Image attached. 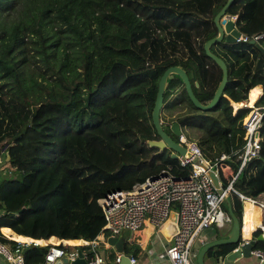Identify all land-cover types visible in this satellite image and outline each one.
I'll list each match as a JSON object with an SVG mask.
<instances>
[{"label":"trees","instance_id":"1","mask_svg":"<svg viewBox=\"0 0 264 264\" xmlns=\"http://www.w3.org/2000/svg\"><path fill=\"white\" fill-rule=\"evenodd\" d=\"M224 2L0 0V153L18 173L0 177V230L12 238L0 235L2 243L90 240L103 223L98 199L107 192L128 189L167 165L174 176L188 173L167 148L145 143L157 138L150 121L156 82L177 64L196 99H210L221 71L202 44L216 34L212 17ZM225 14L235 15L242 34L264 32V0H232ZM209 50L226 65L224 96L202 111L172 74L162 94L161 127L174 140L168 124L183 117L181 134L190 141L193 135L204 157L233 158L248 108L232 113L230 100H245L258 84L255 104L264 105V57L250 41L220 40ZM259 130L258 156L232 182L251 197L264 196V113ZM230 196L240 222L243 201ZM45 247L25 250L24 264H39ZM230 247L206 253L224 256ZM253 248L264 250V240Z\"/></svg>","mask_w":264,"mask_h":264},{"label":"built area","instance_id":"2","mask_svg":"<svg viewBox=\"0 0 264 264\" xmlns=\"http://www.w3.org/2000/svg\"><path fill=\"white\" fill-rule=\"evenodd\" d=\"M224 17L230 19L237 30L234 23L235 15L225 14ZM238 33L236 41L252 40L264 50V32L250 36L239 31ZM262 67L264 68V61ZM255 100L250 105H246L242 100L239 106L247 107L248 110L241 119L243 143L233 158L221 153L214 159H208L203 156L195 142L187 140L180 133L175 141L188 149L190 155L175 151L173 153L174 159L180 166L189 167L185 176H174L170 172V166L167 165L158 174L147 176L142 182L128 189L107 192L98 199L103 223L97 235L90 240L78 239V243H69L67 241L69 239L55 237L54 241H48V238L41 239L43 241L40 244L46 246V249L39 264H55L61 258H65L66 263L60 261V264H71L79 253L85 261L84 264H105L104 256L99 249L105 247L108 236H117L122 229L133 233L141 228L145 221L152 227L158 228L165 221H169L170 211L176 214L171 242L164 247L160 256H156L152 264H162L163 260L168 264H196L194 258L190 257L193 242L198 239L202 229L213 224L219 225L229 219L226 210L221 206L223 198L227 197L230 200V185L246 162L259 154L261 139L259 128L264 105H256ZM230 105L234 113L238 107L231 102ZM207 169L211 170L217 178L220 193L215 191ZM254 198L243 194L241 200L256 203L259 206L264 205V202L255 201ZM0 235L11 238L1 230ZM13 240L16 243L14 246L0 241V256L9 264H24L21 246L28 243ZM250 254L255 256L257 264H264V250L252 247ZM121 255L122 253L115 252L114 264L119 262ZM128 261L133 263L135 258L130 255Z\"/></svg>","mask_w":264,"mask_h":264},{"label":"water","instance_id":"3","mask_svg":"<svg viewBox=\"0 0 264 264\" xmlns=\"http://www.w3.org/2000/svg\"><path fill=\"white\" fill-rule=\"evenodd\" d=\"M231 1L232 0H225L224 4L213 15L212 22L216 28V34L206 39L202 44V49H203L204 54L208 58L213 60L216 63V65L220 68V71H221L220 79L210 99L205 103H200L196 99V97L194 96L191 90L190 82L188 80L185 70H183L177 64L171 65L165 68L156 82L155 96H154L153 105L150 111V121L155 131V134L157 135V138L156 139H146L145 143L148 146L156 147L159 151L162 150L163 148H167L168 150H171L170 151L171 158H175V154L173 153V151L178 152L180 154H184V155H190V152L188 151V149L179 145L175 140H173L161 127V122L159 120L158 114H159V110L162 105V94L167 85V79H170L172 77V74H176L182 81L185 93L188 99L190 100V102L192 103V105L202 111L208 110L211 107H213L215 103L217 102L218 98L221 95L224 96V94L222 93V89L225 84L226 76H227L226 65L219 56L215 55L209 50V46L212 43L218 42L220 40H223L225 42H235L236 41L235 39L239 35L238 31L233 27V22L230 19H225L224 17L225 10L229 6ZM250 42L253 43L252 40H250ZM258 48L264 57L263 48L260 45H258ZM182 120H183V117H179L171 121L168 124L169 130L176 136L181 133L180 123ZM141 142H144V140L141 139ZM4 160H7L6 152H5ZM207 174L211 179V182H212V185L215 191L217 193H220L221 189L218 186L217 178L215 177L214 173L211 170L207 169ZM223 200L225 201V204H226L225 210L229 217L230 227L225 233V237H220V238L213 239L211 241H207L198 248L197 253L195 255L196 264H205L203 262V255L209 249L215 246H218V245H225V244L231 245L230 249L224 254L225 260L232 261L234 258L239 257V256L249 257L251 255L250 250L253 247L254 241L262 240L261 234H258L255 238H248L247 240H242L244 237H242L240 234V222L233 213L229 199L227 197H224ZM9 214H13V213L10 212ZM175 216H176L175 212L170 211L169 217H168L169 221L174 223ZM127 234H128V230L122 229L117 236H108L106 238V242L109 245H112L116 252H121L123 241L125 237H127ZM240 241L242 242L239 243ZM33 246H43V245L40 243H29L28 245L22 246L21 253H24L25 250ZM129 257H130L129 254H122L119 260L120 264L124 263L125 260H128ZM214 259L216 258L214 257ZM60 261L62 263H66L65 258H61ZM60 261L57 260L55 264H60ZM84 263L85 261L80 257V253L78 254V257H76V259H74L71 262V264H84Z\"/></svg>","mask_w":264,"mask_h":264},{"label":"crops","instance_id":"4","mask_svg":"<svg viewBox=\"0 0 264 264\" xmlns=\"http://www.w3.org/2000/svg\"><path fill=\"white\" fill-rule=\"evenodd\" d=\"M257 86L259 88V94L257 95L256 99L261 94V86L260 85H254V87ZM253 87V86H252ZM253 87V88H254ZM250 89V88H249ZM252 90H248L246 99L244 100V103L248 100L249 92ZM233 105L235 102L231 101ZM240 103V102H237ZM2 148L0 149L1 152ZM9 168L10 166L6 162V160H1L0 158V168ZM231 197V196H230ZM255 198L263 200L264 202V196L262 193L255 196ZM232 202V199H231ZM246 204H248L252 211L257 209L260 212L261 206H256L253 203L250 202H242L241 207V219H240V234L243 239L251 238V233L255 229L260 230L262 240H264V230L261 229V225L264 226V218L258 217V223L253 225L250 229L247 231H244L243 229V211L246 207ZM226 209V204H225ZM230 227V221L224 220L221 224L216 225L213 224L209 227H206L201 230L199 233L198 239H196L193 242V245H195V248L193 247V258L195 260V255L197 253L198 248L205 242L211 241L216 238L225 237V233ZM175 228V224L171 221H165L161 226L152 227L147 221L144 222L141 228L137 229L133 233H128L127 237H125L122 245V250L120 253L122 254H129L132 257L135 258V262L129 263L128 260H125L124 263L121 264H152V262L155 260L156 256H160L163 253L164 247L171 242L172 234ZM125 233V232H124ZM25 237V236H23ZM24 246V245H22ZM22 248V247H21ZM100 252L103 254L105 259V264H114L112 256L115 255V249L112 245H109L106 242L105 247L99 249ZM192 251V248H191ZM215 256L212 255V253H207L206 255V261H203L205 264H257V259L252 254L249 257H236L232 261H227L224 259V256ZM205 260V258H204ZM9 264V263H7ZM117 264H120L117 263ZM162 264H168L165 260L162 261Z\"/></svg>","mask_w":264,"mask_h":264},{"label":"bare ground","instance_id":"5","mask_svg":"<svg viewBox=\"0 0 264 264\" xmlns=\"http://www.w3.org/2000/svg\"><path fill=\"white\" fill-rule=\"evenodd\" d=\"M259 94V88L257 86H255L254 88H252V90L249 92V97L248 100L245 102L246 105H250L251 103H253V101L256 99L257 95ZM241 103H235V106L239 105L240 106ZM234 192L236 193L239 201H241L243 194L237 192L232 185H230L229 187V193ZM262 217V219L264 218V205L261 206L260 208V212L255 209L254 211L251 210L250 206L248 204H246V207L244 208L243 211V229L244 231H247L248 229H250L253 225H255L256 223H258V217ZM261 229L264 230V226L261 225ZM21 243H38L36 241L33 240H25V241H19Z\"/></svg>","mask_w":264,"mask_h":264},{"label":"rangeland","instance_id":"6","mask_svg":"<svg viewBox=\"0 0 264 264\" xmlns=\"http://www.w3.org/2000/svg\"><path fill=\"white\" fill-rule=\"evenodd\" d=\"M241 104H242V101H239ZM188 103V102H187ZM241 104H240V106H241ZM162 106V105H161ZM234 106H235V104H234ZM237 107H239V105H237ZM161 109V108H160ZM158 117H159V120H160V122L161 123H163V126H164V121H165V116H164V118H163V114H162V116H161V114H160V110H159V114H158ZM193 141H195L196 142V140H195V138L193 137V135H192V138H191ZM174 140H177V138H175ZM196 144V143H195ZM0 158H1V160H3V154L2 153H0ZM228 162H230V161H228ZM1 176H9V177H14V176H18V173L15 171V170H13L12 168H1L0 169V177ZM255 199V201H260V202H263V200H260V199H257V198H254ZM245 202H247V201H245ZM254 205H256V206H259V205H257L256 203H253ZM222 206H225V201H222ZM55 239H53L52 241H54ZM193 247L195 248V245H192V251H191V248H190V257L191 258H193ZM206 255H207V253H205L204 255H203V261H206ZM204 258H205V260H204ZM8 262L7 261H5L1 256H0V264H7Z\"/></svg>","mask_w":264,"mask_h":264}]
</instances>
